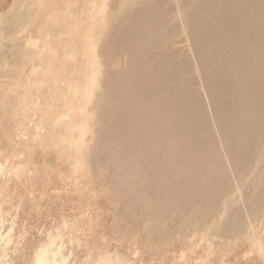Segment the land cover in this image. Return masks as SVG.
<instances>
[{
  "label": "rangeland",
  "instance_id": "1",
  "mask_svg": "<svg viewBox=\"0 0 264 264\" xmlns=\"http://www.w3.org/2000/svg\"><path fill=\"white\" fill-rule=\"evenodd\" d=\"M124 1L0 0V264H264L262 165L238 178L224 156L209 203L205 189L194 201L148 194L127 171L138 156L115 155L128 143L99 114L101 82L128 62L101 55L102 33L120 23L110 14L144 2L178 10V0ZM191 88L209 115L202 87ZM255 141L257 159L264 137Z\"/></svg>",
  "mask_w": 264,
  "mask_h": 264
},
{
  "label": "bare ground",
  "instance_id": "2",
  "mask_svg": "<svg viewBox=\"0 0 264 264\" xmlns=\"http://www.w3.org/2000/svg\"><path fill=\"white\" fill-rule=\"evenodd\" d=\"M186 1L191 2L188 9ZM110 18L120 23L103 30L101 55L106 60L123 56L128 66L123 72L107 67L97 106L100 116L112 121L108 131L113 140L128 143L127 150L117 147L115 155L138 156L126 168L141 177L145 191H187V200L194 201L205 189L209 192L201 199L210 203L213 177L223 178L224 187V156L238 178L242 170L262 171L264 156L254 159L253 151L255 140L264 137V0H178L176 13L167 16L158 5L144 2L138 9L121 5ZM166 30L173 34L167 36ZM197 83L210 124L191 88ZM225 233L231 235V229Z\"/></svg>",
  "mask_w": 264,
  "mask_h": 264
}]
</instances>
